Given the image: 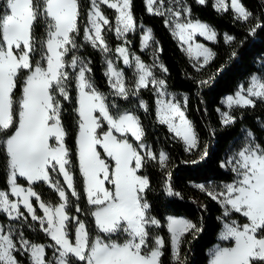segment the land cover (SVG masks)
I'll list each match as a JSON object with an SVG mask.
<instances>
[{"label":"snow or ice","instance_id":"6c2138e0","mask_svg":"<svg viewBox=\"0 0 264 264\" xmlns=\"http://www.w3.org/2000/svg\"><path fill=\"white\" fill-rule=\"evenodd\" d=\"M88 2L85 22L81 0H0V172L16 197L11 199L7 188H0V212L17 222V226L0 222V264H162L166 241L155 231L162 226L169 233L172 264H185L181 248L189 234L202 230L199 217L169 214L162 225V220L152 214L147 195L151 181L142 172L153 162L167 169L169 154L163 149L153 150L136 108L122 109L115 100L110 101L109 94L102 92L91 76V60L78 54L85 47L83 42L106 57L113 51L105 38L106 32L113 31V24L101 5L116 11L114 31L123 41L114 50L118 54L115 59H106L104 75L112 89L110 94L128 100L130 96L139 97L141 89L156 86L160 92L156 101L159 122L184 143L186 151L193 152L201 140L186 115L188 97L184 96L183 102L175 96L166 99V81L157 78L154 69L159 67L166 73L167 67L158 56L147 64L130 53L127 35L137 30L133 0ZM195 2L204 6L208 0ZM259 2L264 5V0ZM174 3L175 8L168 6L167 0H146V11L168 17L165 24L182 44H187L185 50L195 55L196 66L201 69L217 53L204 44L189 42L196 34L216 41L218 32L210 23L193 17L191 4L184 0ZM213 7L218 13L233 10L236 20L255 19L247 29L252 34L258 29L264 31V20L254 16L242 0H214ZM81 29L83 42L78 43ZM223 39L231 43L235 37L225 33ZM154 44L153 29L147 28L141 47L148 49ZM157 51L163 49L153 48L154 53ZM119 59L133 70L134 83L126 82L124 69L115 64ZM257 101L264 102V75H253L247 88L240 85L224 103L231 110L254 108ZM65 102H74V118L67 122ZM139 107L147 112L148 102L140 99ZM236 120L231 111L221 112L223 125L230 126ZM73 129L74 150L66 143ZM128 133L134 137L133 142ZM207 156L205 147L200 159ZM220 167L235 174L231 182L193 184L223 206L221 239L233 241L231 246L211 250L208 264H264V144L247 131L245 142ZM77 173L98 232L90 230L87 217L81 219L67 210L74 206L75 212L84 211L70 199L80 198ZM20 177L25 178L27 187L18 183ZM164 180L168 195L183 199L174 189L170 172ZM40 182L52 190L58 202L53 203L50 196L45 200L36 191L34 185ZM33 198L43 215L37 214ZM234 214H240L246 222L232 219ZM29 215L53 243L26 238L21 228L32 227L27 223ZM121 235L123 239H119ZM47 249L53 250L54 259H46Z\"/></svg>","mask_w":264,"mask_h":264},{"label":"trees","instance_id":"16d2710c","mask_svg":"<svg viewBox=\"0 0 264 264\" xmlns=\"http://www.w3.org/2000/svg\"><path fill=\"white\" fill-rule=\"evenodd\" d=\"M191 4L193 17L210 23L218 32L216 41L204 40L217 53L216 58L207 66L198 69L191 61L186 52L182 49L171 29L165 24L166 16H156L146 11L145 0H133V13L137 17V23H142L153 29V34L157 44L163 51H160V60L167 67L165 75L170 89L188 94L187 116L194 123L195 129L200 137V147L193 152L185 150L184 143L175 138V134L169 132L166 124L159 122L156 110V96L153 87L149 85L148 89H141L139 97H129L124 100L122 97L111 95L112 89L108 86L105 73V63L102 52L99 49H93L86 42H83V30L77 38L78 43H85V47L79 51L80 55L91 60L92 76L98 88L108 93L110 101L115 100L120 108H136V114L140 117L144 126L148 143L153 150H165L170 157L167 169H162L153 162L151 168L142 170L147 174L151 181V191L147 193L149 202L153 205L152 214L162 220L167 215L184 214L190 218L199 217V227L202 229L186 237L187 242L182 245L181 253L185 264H208L210 259L209 249L215 243L219 242V233L222 229L221 215L223 206L206 194L193 187V184L207 183L213 184L221 182H231L234 173L229 169L221 168L220 164L232 146L238 148L244 143L241 141L245 130L253 132L258 138V142L264 144V102L257 101L256 107H234L231 113L237 117L234 124L225 126L221 122V114L218 109L221 107L222 98L234 92L240 83L246 81L254 73H264V31L257 30L255 34L248 32V28L255 23V19L245 22L235 19V13L229 9L227 12L218 13L213 7L214 0H208L204 6L199 5L195 0H185ZM246 7L254 11V16L264 20V5L259 0H242ZM81 15L86 22L88 0H81ZM103 10L109 15V20L113 24V31L106 32V40L111 47L121 43V40L114 33L115 11L104 6ZM230 34L235 37L231 43H226L223 34ZM140 31L133 36V51L141 55L144 61L149 62V57L140 49ZM263 60V63L261 62ZM218 69H223L218 71ZM130 74V71H127ZM128 78H130L128 76ZM132 80L131 83H133ZM200 81H207L201 84ZM130 83V82H129ZM143 98L148 102V110L144 111L139 107V99ZM69 115L66 122L72 120V107L74 102H65ZM131 142L132 136L128 137ZM71 149H75V129H73L70 138L66 140ZM205 147H207L208 156L200 159ZM75 159V156H73ZM198 160V163H189V161ZM171 173V179L174 189L179 190L183 199L170 197L164 187V177ZM6 177L0 172V188H7L5 184ZM61 182L63 183L62 179ZM18 183L28 185L25 178L20 177ZM36 191L47 200L49 196L53 203L58 202V197L43 182L34 185ZM76 189L80 192L78 201L70 198L72 205L79 203L83 212H75L74 206L67 210L70 215H79L81 219H86L90 230L99 231L94 228V218L89 214L91 209L87 205L85 195L82 191V178L77 173ZM195 201V203L193 202ZM38 215L43 211L38 207L35 198L32 199ZM204 205L206 207L201 208ZM21 211L28 215L26 209L21 207ZM235 217L240 216L234 214ZM0 222L6 224H17L16 221L7 218L0 212ZM27 223L31 228H21L26 238L39 243H53L50 237L39 231L38 222L31 221L29 215ZM72 228V225H69ZM165 238V256L162 257V264H172L170 256L169 233L165 226L155 229ZM74 239V232L71 233ZM117 237H113L116 239ZM123 235L119 239H123ZM47 259L52 249H47Z\"/></svg>","mask_w":264,"mask_h":264},{"label":"rangeland","instance_id":"374dc122","mask_svg":"<svg viewBox=\"0 0 264 264\" xmlns=\"http://www.w3.org/2000/svg\"><path fill=\"white\" fill-rule=\"evenodd\" d=\"M184 2H186L185 0H184ZM229 2H230V0H229ZM145 3H146V0H145ZM187 3V2H186ZM167 4H168V6H171V7H173V8H175L176 7V4L174 3V0H167ZM104 6H106V5H101V9H102V11L105 13V15L109 18V15L103 10V7ZM107 7V6H106ZM112 10H114V9H112ZM115 11V10H114ZM115 15H116V11H115ZM168 17L166 16V19H167ZM202 21V20H201ZM203 22H205V21H203ZM147 28H151V27H149V26H145L144 24H142V23H137V30L135 31V32H130V33H128V35H127V38H128V40H130L131 41V44L130 45H128V47H129V49H130V53L132 54V56H135V55H139L140 57H141V55L140 54H138L137 52H135V51H133V49H132V44H133V36L138 32V31H140V44H139V46H140V49L142 50V51H144L145 52V54L149 57V59H150V61L149 62H147V61H144L143 60V58L141 57V59H142V61H144L145 63H147V64H152L153 62H154V57L155 56H158L159 57V62H162L161 60H160V51H157V52H153V48H156V49H159L160 48V46L157 44V41H156V44H154L152 47H150V48H148V49H143L142 47H141V39H142V35H143V33H144V31H146V29ZM170 28V27H169ZM171 29V28H170ZM172 31V30H171ZM114 33H115V31H114ZM176 37V36H175ZM106 38V37H105ZM120 39V38H119ZM176 39H177V41L179 42V44H180V46L182 47V49L186 52V54L188 55V57L191 59V61L195 64V65H197V61H196V59H195V55L194 54H192V55H189L188 54V52L185 50L186 48H187V44H182V42L179 40V38L178 37H176ZM121 40V39H120ZM204 40H207L206 39V37H204V36H201V35H199V34H196V36L194 37V40L193 41H190L189 43H193V44H195V43H200V44H204L205 46H207V47H209V48H212L210 45H208L207 43H205L204 42ZM212 42V41H211ZM123 43V41L121 40V43L120 44H118V45H121ZM109 44V43H108ZM118 45H116L115 47H111L110 45V47L113 49V51L112 52H110L108 55H107V57L102 53V56H103V60H104V63H105V72H106V70H107V64H106V59H108V58H112V59H115V57L118 55V54H116L115 53V48L118 46ZM79 54V53H78ZM80 55V54H79ZM83 56V55H82ZM89 59V58H88ZM261 62L263 63V60H261ZM163 63V62H162ZM115 64H116V66L118 67V68H123L124 69V73H125V79H126V82H132V80H134L135 81V77L133 76V70L131 69V68H129L128 66H126V65H124L123 64V61H122V59H119V60H115ZM164 64V63H163ZM130 71V74H127V71ZM154 71H155V74H156V76H157V78H159V79H164L165 81H166V78H165V75H166V73H164V72H161V70L159 69V67H156L155 69H154ZM253 75H264V73H254V74H252L246 81H244V82H242V83H240V85H243L245 88H247L248 86H249V82H250V79H251V77L253 76ZM91 76H92V73H91ZM128 76L130 77V78H128ZM92 78H93V76H92ZM94 79V78H93ZM134 81H133V83H134ZM166 84H167V81H166ZM239 85V86H240ZM152 87H153V90H154V93H155V96H156V101H157V99L158 98H160V92L157 90V88H156V86H154V85H151ZM239 86L237 87V89L234 91V92H232V93H228V94H226L223 98H222V101H221V107H220V114H221V112H223V111H231L230 109H228V107H227V105H226V103H224V101H225V98H226V96L227 95H230V94H234L237 90H239ZM103 92V91H102ZM167 93H168V95L165 97L166 99H170L172 96H175L177 99H179L181 102H183V98H184V96H187L188 97V94L187 93H185V92H178V91H174V90H172V89H170L169 88V86H168V84H167ZM130 97H136V96H130ZM140 99H143V98H140ZM139 99V100H140ZM143 100H145V99H143ZM158 108H159V106L157 105V103H156V110H157V116H158ZM186 115H187V113H186ZM188 117V116H187ZM159 119V118H158ZM188 119H189V117H188ZM190 120V119H189ZM106 123V122H105ZM263 125H264V122H263ZM247 131H249V130H245V132H244V135H243V139L241 140V141H243V142H245V139H246V134H247ZM127 135V137H129V136H131V134L130 133H128V134H126ZM134 138V137H133ZM131 142V141H130ZM237 150H239V148L238 147H236V146H232L230 149H229V151H228V153H227V155H226V157H225V160L226 159H228V158H230V156L235 152V151H237ZM104 156V153H102V157ZM221 183H223V182H221ZM221 183H219V184H221ZM20 184V183H19ZM22 185V184H21ZM215 185H218V184H215ZM24 186H28V185H24ZM106 186H108L107 185V182H106ZM210 188L212 187V185H208ZM216 190H219L218 188L216 189ZM8 191H9V195H10V198L11 199H16V197H14V196H12V194H11V191H10V187H9V189H8ZM22 207V206H21ZM43 211V210H42ZM43 215V214H42ZM240 215V214H239ZM232 219H236V220H238L239 222H241V223H243V222H246L245 220H244V218H242L241 217V215L240 216H237V217H235V215H233L232 216ZM13 226H17V224H12ZM222 231H223V228L221 229V231H220V233H219V236H220V240H219V242H218V245H214V246H211L210 247V249H209V252L211 253V250H213L216 246H220V247H227V246H231L232 244H233V241H225V240H223V239H221V233H222ZM57 255H58V253H57ZM46 259H47V255H46ZM49 259H54L52 256H51V254H50V256H49Z\"/></svg>","mask_w":264,"mask_h":264},{"label":"crops","instance_id":"0c3cea01","mask_svg":"<svg viewBox=\"0 0 264 264\" xmlns=\"http://www.w3.org/2000/svg\"><path fill=\"white\" fill-rule=\"evenodd\" d=\"M21 186H24V185H21ZM10 187V186H9ZM24 187H27V186H24ZM23 207V206H22ZM219 240H220V236H219ZM214 245H218V242L217 243H215ZM213 245V246H214ZM209 254H210V252H209Z\"/></svg>","mask_w":264,"mask_h":264}]
</instances>
